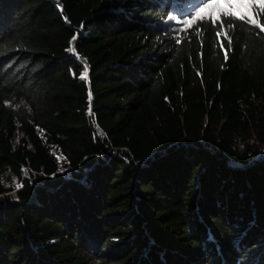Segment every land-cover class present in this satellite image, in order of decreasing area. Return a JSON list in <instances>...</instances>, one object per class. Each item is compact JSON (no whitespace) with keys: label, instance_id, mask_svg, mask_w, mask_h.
Listing matches in <instances>:
<instances>
[{"label":"trees","instance_id":"1","mask_svg":"<svg viewBox=\"0 0 264 264\" xmlns=\"http://www.w3.org/2000/svg\"><path fill=\"white\" fill-rule=\"evenodd\" d=\"M198 4L0 0V264H264V33Z\"/></svg>","mask_w":264,"mask_h":264},{"label":"snow or ice","instance_id":"2","mask_svg":"<svg viewBox=\"0 0 264 264\" xmlns=\"http://www.w3.org/2000/svg\"><path fill=\"white\" fill-rule=\"evenodd\" d=\"M262 13H264V0H200V4L197 5L194 14H190L189 18L182 19L178 23L182 24L184 28H191L197 21L208 19L215 28L217 23L220 22V28L215 31L214 38L218 40L221 36H224L228 40L230 50L232 40L228 36L227 31L224 30L222 17L238 19L241 22H245L259 29L260 33H264V24L261 23L259 18ZM169 19H174V17H169ZM228 27L231 28L233 25H228ZM197 34L199 35V30ZM76 38V36H73L72 41H75ZM219 47L224 49L223 41H220ZM69 51L74 52L75 49L70 48ZM224 56L225 60H227L228 50L224 51ZM81 78L88 79V70L86 67ZM88 96L90 102L92 98L91 92H89ZM89 114L91 115V106H89ZM57 159H63V157H57ZM15 187L19 189L23 185L17 183Z\"/></svg>","mask_w":264,"mask_h":264},{"label":"rangeland","instance_id":"3","mask_svg":"<svg viewBox=\"0 0 264 264\" xmlns=\"http://www.w3.org/2000/svg\"><path fill=\"white\" fill-rule=\"evenodd\" d=\"M191 9H192L191 7L190 8H186L185 11H190ZM169 17H174V19H169ZM163 20H164L163 21L164 23H167L170 26L171 24L178 22V17L175 14H173V13H168L167 16ZM212 147L215 148L214 145ZM263 155H264V146L258 151L256 156L251 160V163L254 162L255 160H257L258 158H260ZM59 161H61V164L63 163L62 159H59ZM61 168L66 173H69V171H70L69 167L64 166V164H63V166H61ZM13 193L14 192L12 191L11 194H13Z\"/></svg>","mask_w":264,"mask_h":264},{"label":"water","instance_id":"4","mask_svg":"<svg viewBox=\"0 0 264 264\" xmlns=\"http://www.w3.org/2000/svg\"><path fill=\"white\" fill-rule=\"evenodd\" d=\"M229 163H230V161H228ZM255 162H252V163H250L249 165H252V164H254ZM233 164V167H235V168H239V169H245V168H247L249 165H245V164H239V163H237V162H233L232 163Z\"/></svg>","mask_w":264,"mask_h":264}]
</instances>
